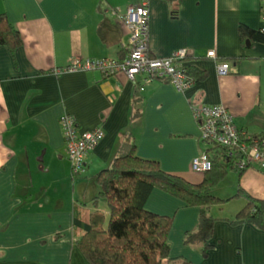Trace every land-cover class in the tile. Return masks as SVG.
<instances>
[{"label": "crops", "instance_id": "crops-1", "mask_svg": "<svg viewBox=\"0 0 264 264\" xmlns=\"http://www.w3.org/2000/svg\"><path fill=\"white\" fill-rule=\"evenodd\" d=\"M139 1L0 0V13L22 40L13 54L0 46V264H89L74 244V217L96 194L95 175L132 144L136 155L156 160L165 172L201 181L204 173L191 166L206 149L194 107L222 105L238 129L264 134V43L241 39L238 31L240 24L264 30V0H149L150 56L186 48L184 66L206 74L183 92L165 79L144 83L137 76L134 85L123 71L56 72L74 59L123 60L129 33L119 17ZM104 18L120 22V43L107 46L99 38ZM219 63L228 65L225 74ZM64 114L74 117L77 132L103 133L77 181L59 123ZM228 178L226 198L241 187L264 200V168L231 170L218 183ZM145 208L172 217L169 258L264 264V231L253 225L215 216L212 249L204 257L201 244L183 243L184 234L197 229L198 207L154 188Z\"/></svg>", "mask_w": 264, "mask_h": 264}, {"label": "trees", "instance_id": "trees-1", "mask_svg": "<svg viewBox=\"0 0 264 264\" xmlns=\"http://www.w3.org/2000/svg\"><path fill=\"white\" fill-rule=\"evenodd\" d=\"M178 5L181 0H175ZM120 22L102 19L97 28L99 38L107 46L120 43ZM119 24V25H118ZM241 39L264 43V30H254L240 24ZM22 45L20 34L0 13V46L11 54ZM122 51V50H121ZM120 51V52H121ZM188 56L177 61L179 69L194 82L206 74L196 67L184 66ZM214 158L209 171L203 172L199 182H190L182 176L165 172L156 160L136 155L135 145L116 157L94 177L97 192L88 204H79L80 212L73 220L77 234L74 244L89 264H193L184 258H169L168 233L172 217L159 215L145 208L146 200L154 188L161 189L184 202L186 206L199 209L198 225L194 232L183 236L185 245L201 244V254L207 257L212 249L213 224L220 218L211 214L214 204L241 198L242 208L229 219L230 224H250L264 231V200L246 193L241 187L228 198L214 193V186L231 170L237 171L223 158V151L214 148ZM83 170L72 173L79 176ZM242 172V171H241ZM83 213V214H81Z\"/></svg>", "mask_w": 264, "mask_h": 264}, {"label": "built area", "instance_id": "built-area-1", "mask_svg": "<svg viewBox=\"0 0 264 264\" xmlns=\"http://www.w3.org/2000/svg\"><path fill=\"white\" fill-rule=\"evenodd\" d=\"M119 19L129 33L127 53L123 60L74 59L68 66L56 72L100 70L106 74H112L123 71L134 85L137 83V76H143L144 83L153 79H165L179 92H183L195 83L178 67L177 61L188 55L186 48L177 49L166 57L150 56L148 52L149 0H140L137 4L130 5ZM207 56L215 58L213 51H208ZM217 70L220 74H225L228 71V65L219 63ZM192 112L199 125L200 141L206 146V149L192 160L193 171L206 172L211 169L214 158L211 150L214 148L223 151L225 161L239 172L255 165L264 168V134L252 135L238 129L231 114L222 105H201L192 108ZM59 123L72 173L80 172L83 170L85 157L102 139L103 133L99 129L77 132L75 119L69 114L62 115Z\"/></svg>", "mask_w": 264, "mask_h": 264}, {"label": "rangeland", "instance_id": "rangeland-1", "mask_svg": "<svg viewBox=\"0 0 264 264\" xmlns=\"http://www.w3.org/2000/svg\"><path fill=\"white\" fill-rule=\"evenodd\" d=\"M82 173L83 172H81V174ZM75 179H76V177H75ZM91 179H92V177L88 176V178H86V182L90 181ZM75 181H77V179ZM92 181H94L92 184H95L94 178L92 179ZM230 181H231V179L228 178V179H225V181L220 182V184L218 183L214 186V192L216 191L215 194L218 197L224 199V198H226V196L230 195L229 191L232 189V187L230 185V183H231ZM84 188H86V187L84 186ZM243 205H244V202L241 198H234V200L232 199L230 201L221 202L219 204L216 203L212 207L211 214H213L214 216H230V217L233 216L234 217L235 213L238 212L242 208Z\"/></svg>", "mask_w": 264, "mask_h": 264}]
</instances>
